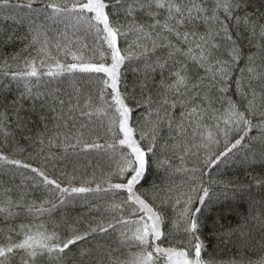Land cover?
<instances>
[{"label": "snow or ice", "instance_id": "1", "mask_svg": "<svg viewBox=\"0 0 264 264\" xmlns=\"http://www.w3.org/2000/svg\"><path fill=\"white\" fill-rule=\"evenodd\" d=\"M0 264H264V0H0Z\"/></svg>", "mask_w": 264, "mask_h": 264}, {"label": "trees", "instance_id": "2", "mask_svg": "<svg viewBox=\"0 0 264 264\" xmlns=\"http://www.w3.org/2000/svg\"><path fill=\"white\" fill-rule=\"evenodd\" d=\"M229 175H232V170H229ZM226 178H227V177H226ZM240 178L243 179L244 177L241 176Z\"/></svg>", "mask_w": 264, "mask_h": 264}]
</instances>
